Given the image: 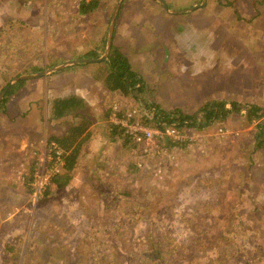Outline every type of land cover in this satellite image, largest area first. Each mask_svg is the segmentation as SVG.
I'll return each mask as SVG.
<instances>
[{
	"label": "rangeland",
	"instance_id": "374dc122",
	"mask_svg": "<svg viewBox=\"0 0 264 264\" xmlns=\"http://www.w3.org/2000/svg\"><path fill=\"white\" fill-rule=\"evenodd\" d=\"M116 1L103 0L79 14L75 0H0V89L14 76L91 49L100 56ZM163 1L169 10L201 2ZM23 2L31 16L13 6ZM17 17L25 22L13 29ZM117 18L113 44L127 54L141 88L132 95L113 91L105 96L108 103L125 99L148 117L159 110L191 113L214 99L264 110V0H205L177 14L155 0H124ZM96 63L48 72L37 78L40 85L25 79L0 102V264H264V147L255 146L254 123L246 122L242 108L222 121L186 129L179 147L163 142L160 179L149 171L157 161L132 171V149L106 144L100 129L94 134L101 144L86 145L84 167L92 172L86 182L51 186L46 195L45 185L32 196L28 181L48 172L47 135L75 112L91 109L49 120L53 103L42 81L65 69L71 84L95 86L93 78H105ZM24 97L32 102L26 105ZM99 157L105 160L101 167ZM152 178L148 196L162 194L154 210L131 201ZM116 187L130 195L115 196Z\"/></svg>",
	"mask_w": 264,
	"mask_h": 264
},
{
	"label": "trees",
	"instance_id": "16d2710c",
	"mask_svg": "<svg viewBox=\"0 0 264 264\" xmlns=\"http://www.w3.org/2000/svg\"><path fill=\"white\" fill-rule=\"evenodd\" d=\"M102 1L103 0H75V8L79 14H86L92 11L93 9H95L99 5V2H102ZM123 1L124 0H122V2L120 3V6L116 12V15L114 18V20L116 19V21L118 19L117 16L119 15V10H120V7ZM113 35H114V31H112V38H111V42H110L109 49H108L105 59L97 62L96 64H98V66L100 65L104 67V70H105L104 83H105V86L109 90H111L112 92L118 91L123 95H132L133 90H135L136 88L137 89L141 88V80L138 77V75L131 69L127 54L121 52L119 48L113 44ZM97 47H99L102 50L103 48L102 39L99 40V46ZM98 56L99 54H97L96 49H91L84 55V57H79V58H85V57L94 58ZM76 64H73V65H76ZM77 65H83V64L78 63ZM24 81L25 80H17L13 84H11L8 87V89L5 91L3 96L1 97L0 102H3V100L11 92H13L19 86H21L24 83ZM52 103L53 105L51 108V113L56 117L65 115L70 111H77L79 108L84 107L82 101L73 95H69V96L61 97V98H55L52 100ZM226 104H228L229 106L226 107ZM241 108L244 110L243 114H244V118L246 122L254 123L253 139H254L255 146L264 147V110L261 109V107L255 103H246V104L240 105L231 100L224 101V100L214 99V100H208L204 102L197 110L191 113H182L181 111L177 109L171 110V111H160L159 110L157 116H155L154 114L149 115V117L147 116V118H144L143 120L147 123L156 124L159 126L160 124L161 125H173L181 131H184L186 129L198 130L212 123L214 120L222 121L225 118V116L233 112H239ZM79 112L80 111L75 112V114H78ZM80 113H83V112H80ZM85 121H86V118H85ZM86 122L88 124V121ZM106 126H107L106 128L109 134L108 139L110 141L119 142V145L121 148L134 149L135 144L132 143L129 140V138L124 136L121 133L120 129H118L117 127H114L110 123H107ZM80 127L81 129L79 128V126L72 127L70 135L74 132V133H77L76 134L77 136H79L78 134L82 132L84 128L82 126ZM46 140L54 141L63 150L64 165H63L61 172L54 174L50 178L49 183L46 185L43 191L45 195L47 194L51 186L55 188H60L67 183L68 178L70 176V171L73 168V165L75 164L76 155L78 153L76 144L71 146L69 149V143L66 141H63L59 137L49 136L46 138ZM164 143L168 148L169 147H179L181 145L180 141H176L171 138H166ZM132 163L134 162L132 161ZM129 167H131L132 171L140 170V168L136 167L134 164H131ZM160 176H158L159 178L157 179H160L161 178ZM153 179L154 178H152L151 180L150 179L148 180V186L144 188L145 190L144 194H141V193H139L138 195L134 194L133 197H131L132 203L135 200L137 202L136 205H140L139 204V201H140L141 203H146L147 208L149 209L153 208L152 210L155 209V206L161 202L160 200L162 199V194L159 191L158 194L155 193L153 196L152 195L148 196V194L151 193V192L148 193L149 189L152 188L151 186H149V184L153 186V183H154ZM157 182L159 181L157 180ZM116 189H117V193H115V196L130 195L129 190L119 189L118 187H116ZM156 189L161 190L159 189V187ZM152 197H153V200H155L154 204L148 201L149 200L148 198H152ZM149 205H154V206L150 207ZM213 216L214 214L212 213H210L209 215H206V217H208L207 221H210L213 218ZM212 224L213 223H211L208 227H206L207 232L211 231ZM112 229L119 230L120 228L119 226L117 227L116 224H112ZM102 246H103L102 248L107 249L105 245H102ZM155 251L153 252L150 251L148 255H152V254L156 255L154 254ZM102 256L103 255H101L100 257ZM156 257L161 259L159 255H156Z\"/></svg>",
	"mask_w": 264,
	"mask_h": 264
},
{
	"label": "crops",
	"instance_id": "0c3cea01",
	"mask_svg": "<svg viewBox=\"0 0 264 264\" xmlns=\"http://www.w3.org/2000/svg\"><path fill=\"white\" fill-rule=\"evenodd\" d=\"M13 6L17 8V12L19 14H22L23 16H25V14H26V16H31L30 11L26 10V8L28 7L27 2H23L21 4L18 3V5H13ZM21 6L26 10V12L23 11L22 9H20ZM17 18H18L17 22L12 23L13 29H15V26H14L15 24L19 25V23L22 20L25 22L24 17L23 18L17 17ZM34 27H35V25H34ZM19 35H21V34H19ZM78 57H84V56H78ZM73 58H76V57H73ZM68 59L69 58H67V60ZM87 64H91V63H87ZM83 65H80V66H83ZM66 68H68V67H66ZM63 72L65 75L64 74L62 75L61 73H58V74L56 73V75H51L42 81L44 83V81L47 80V84H45V87H46L45 89L47 90L48 97L51 98V101L55 98H61V97L73 95L82 101L83 106H87L88 109L91 108L89 114L88 113L83 114L80 112L78 114L74 113L75 115L73 114V117H71L72 119H70L71 121H69L68 123H62L64 125L63 127H61V128L58 127L57 128L58 130H54L53 132H51L47 135V137H49V136L59 137L63 141L68 142L69 143V149L71 146H73L75 144L77 145V152L78 153L76 155L75 164L73 165V168L70 171V176L68 178L67 183L64 186L60 187L62 189H69L71 186H75L76 183H79V185L82 184V180H84V179H85L84 182H86L87 175L92 173L91 171L86 170V167H84L85 166L84 162H86V160L88 159V156L90 157V154L88 153V150L86 149L87 143H89L91 140H94L95 142L98 141L100 143V139H99L98 135H95L94 133L95 132L98 133L100 129L105 130V133H106L105 139L108 140V142H106V144L108 143V145H112V141H110L108 139L109 134H108V131L106 128L107 127L106 126V124H107L106 115H107V106H108L107 103L108 102L105 98V96L112 94V91L109 90L105 86L104 81L97 80L94 78H93V80H91V83H94V84L96 83L95 86H92L89 83H86V85L83 87H81V85H73L70 82H68L69 78H70V75L68 73L69 71L68 70L66 71L64 69ZM82 73L85 75L84 72H82ZM40 80L41 79L36 78V84L37 85H40ZM92 89H94V91L97 90V93L96 92L93 93ZM19 97H21V96H19ZM21 98H23V97H21ZM24 98H26V105L29 104L30 102H32V101H30L31 100L30 98H27V97H24ZM28 101H30V102H28ZM17 106L19 107L18 103H17ZM25 107H24V109H26ZM21 111L25 112L22 109H21ZM22 112H20L19 114H21ZM86 114H88V115H86ZM84 117L86 118V121H88V124L85 121ZM20 118H21V116H20ZM53 118L56 119L59 117H56L53 114H51L49 120H53ZM76 126H79L80 129H81L80 126L84 127L83 131L78 134L79 136H77L76 135L77 133H74V132L70 135L71 128L76 127ZM53 128H55V126ZM21 144L23 145L24 143L22 142ZM22 145L20 148L23 149L25 144L23 146ZM31 148L32 147H29V149H31ZM90 152H92V151H90ZM21 154L22 153L20 152V154L18 156L19 158H23V157H21ZM95 159L98 160V166L99 167H101L103 164L101 162L105 161L104 159H102V157H99V159L98 158H95Z\"/></svg>",
	"mask_w": 264,
	"mask_h": 264
},
{
	"label": "built area",
	"instance_id": "2783aa9c",
	"mask_svg": "<svg viewBox=\"0 0 264 264\" xmlns=\"http://www.w3.org/2000/svg\"><path fill=\"white\" fill-rule=\"evenodd\" d=\"M148 114L133 106L125 99L114 100L107 106V123L120 129L121 133L135 144L131 152L135 153L134 165L140 169L148 167L152 161H157L150 169L154 176L161 174V159L166 155V148L162 144L166 138L182 141L186 131H181L173 125H156L145 122ZM119 145V142H114ZM45 153L48 162V172L36 174L28 181L32 189V196L36 197L50 178L62 171L64 165L63 150L52 140L45 141ZM44 153V154H45ZM145 159H147L145 161ZM143 161L145 163H143Z\"/></svg>",
	"mask_w": 264,
	"mask_h": 264
},
{
	"label": "water",
	"instance_id": "95a60500",
	"mask_svg": "<svg viewBox=\"0 0 264 264\" xmlns=\"http://www.w3.org/2000/svg\"><path fill=\"white\" fill-rule=\"evenodd\" d=\"M122 0H117L112 11L110 14V18H109V22H108V26H107V33H106V39H105V43H104V48H103V52L99 57H85V58H73V59H68L65 61H62L60 63H57L55 65H52L46 69L43 70H39V71H35L33 73H27V74H19L17 76L12 77L11 79H9L7 81V83L0 89V99L3 96V94L5 93V91L8 89V87L14 83L17 80H25V79H32V78H39L41 76H44L45 74H47L48 72H53L56 71L60 68L72 65V64H76V63H95V62H99L102 61L103 59H105L108 49H109V45L111 42V36H112V28H113V23H114V18L118 9V6L120 4ZM166 12L168 13H173V14H177V13H181V12H185V11H189L191 9H193L196 6H202L205 2V0H201V2L198 5H194L188 8H183V9H178V10H169L166 6V4L164 3L163 0H155Z\"/></svg>",
	"mask_w": 264,
	"mask_h": 264
}]
</instances>
